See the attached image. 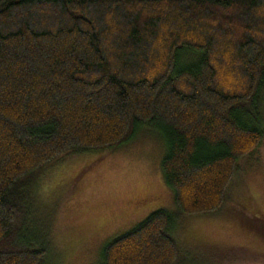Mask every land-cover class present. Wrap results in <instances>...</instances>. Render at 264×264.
<instances>
[{"label":"trees","instance_id":"trees-1","mask_svg":"<svg viewBox=\"0 0 264 264\" xmlns=\"http://www.w3.org/2000/svg\"><path fill=\"white\" fill-rule=\"evenodd\" d=\"M263 87L264 0H0V264H45L18 230L44 170L146 125L165 141L176 210L219 211L264 141ZM175 224L152 211L99 264H201Z\"/></svg>","mask_w":264,"mask_h":264},{"label":"rangeland","instance_id":"rangeland-1","mask_svg":"<svg viewBox=\"0 0 264 264\" xmlns=\"http://www.w3.org/2000/svg\"><path fill=\"white\" fill-rule=\"evenodd\" d=\"M259 93L252 119L264 131V87ZM139 129L117 148L73 154L44 170L18 225L22 241L42 245L45 264H99L106 243L165 209L182 254L201 264H264V141L238 160L219 211L182 215L160 168L165 141L152 126Z\"/></svg>","mask_w":264,"mask_h":264}]
</instances>
